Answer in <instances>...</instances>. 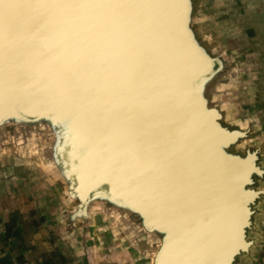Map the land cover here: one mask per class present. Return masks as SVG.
Here are the masks:
<instances>
[{
    "label": "water",
    "instance_id": "water-1",
    "mask_svg": "<svg viewBox=\"0 0 264 264\" xmlns=\"http://www.w3.org/2000/svg\"><path fill=\"white\" fill-rule=\"evenodd\" d=\"M206 1L0 0V157L49 186L88 260L95 236L119 264L256 247L264 147Z\"/></svg>",
    "mask_w": 264,
    "mask_h": 264
},
{
    "label": "rangeland",
    "instance_id": "rangeland-1",
    "mask_svg": "<svg viewBox=\"0 0 264 264\" xmlns=\"http://www.w3.org/2000/svg\"><path fill=\"white\" fill-rule=\"evenodd\" d=\"M204 8L209 23L207 29L240 52L243 70L233 106L239 116L253 122L258 134L256 143L264 147V0H207ZM0 160V207L6 220L14 221L18 229L0 242V264H63L59 251L56 256L52 254L49 232L43 228L40 234L36 231L37 225L26 222L31 211L33 214L39 211L32 205L34 201L28 203L32 194V198L38 196L29 184L38 181L39 175L12 155L2 156ZM24 206L33 210L26 215L19 214ZM259 207L261 212L256 217V232L252 235L256 247L241 264H264V200ZM111 248L101 237L95 236L92 257L88 260L84 256V264H119L110 255ZM72 264L77 262L73 260Z\"/></svg>",
    "mask_w": 264,
    "mask_h": 264
},
{
    "label": "crops",
    "instance_id": "crops-1",
    "mask_svg": "<svg viewBox=\"0 0 264 264\" xmlns=\"http://www.w3.org/2000/svg\"><path fill=\"white\" fill-rule=\"evenodd\" d=\"M40 182L41 181L38 180L29 184L32 186L34 192L37 193L38 196L35 199L32 198L34 197V194H32V197L28 201V203L34 201L32 205L36 208H39V211L33 214L32 211L30 212V210H33L32 207L24 206V209L19 211V214L26 215L28 212H30L29 218L26 220V222L30 221L31 225H37L36 231L40 232V234H42L43 228L49 232L50 237L52 238L50 243L53 246L52 254L56 256L57 251H59L60 259H63V261H61L63 264H72L73 260H75L77 264H84V252L76 242V235L68 234L64 225L58 221V200L55 197V194L46 183ZM42 183L44 184L43 186L41 185ZM1 200L2 197H0V201ZM3 214V208L0 207L1 243L2 239H6L7 235L10 236L14 229L18 230L13 224L14 221H11V219L6 220V216Z\"/></svg>",
    "mask_w": 264,
    "mask_h": 264
},
{
    "label": "bare ground",
    "instance_id": "bare-ground-1",
    "mask_svg": "<svg viewBox=\"0 0 264 264\" xmlns=\"http://www.w3.org/2000/svg\"><path fill=\"white\" fill-rule=\"evenodd\" d=\"M222 8V7H221ZM253 54V53H252Z\"/></svg>",
    "mask_w": 264,
    "mask_h": 264
}]
</instances>
